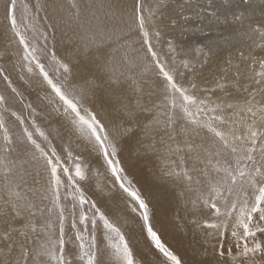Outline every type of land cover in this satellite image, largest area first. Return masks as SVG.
<instances>
[{
	"label": "snow or ice",
	"instance_id": "snow-or-ice-1",
	"mask_svg": "<svg viewBox=\"0 0 264 264\" xmlns=\"http://www.w3.org/2000/svg\"><path fill=\"white\" fill-rule=\"evenodd\" d=\"M243 3L249 4L250 0H243ZM24 7L27 11L28 6ZM71 7L76 9L79 18V7L75 0H71ZM16 10L17 0H10L6 4V19L22 48L23 67L28 73H38L43 78L54 97L62 102L65 114L81 136L92 142L102 155L113 177V186H118L130 198L131 211L139 216L147 239L162 255L160 264H182L181 259L154 230L149 206L125 174L118 158L117 144L110 137L108 129L95 112L66 90L63 81L67 80L70 72L68 64L59 59L54 49L49 48L46 33L39 32L35 27L21 32ZM243 18V12L233 16L236 21ZM154 21L155 12L146 9L143 0H135L132 23L127 31L106 32L97 25L96 32L86 35L85 44H97L98 32L100 43L109 41L122 48L125 44L130 46L128 38L132 32L138 33L143 52L140 57L143 71H153L160 81L159 101L141 103L137 100V105L146 114L144 133L151 140L148 147L155 149L159 144L169 158H176L172 160L176 168L166 175L174 176L189 189L193 184L202 183L193 173L205 177L207 192H200L193 204L202 203L216 217V220H204L198 226L210 230L207 232L209 239L217 238L220 256L224 255L223 244L229 227L239 257L247 258L249 254L264 252V244L256 240L257 233H264V126H257V120L264 125V108L258 110V115L250 103L247 106L223 104L212 100L211 96L195 95V83L185 86L180 82L179 77L183 76V72L175 67V56L169 63L168 57L154 47L153 42L159 43L160 38ZM29 32L33 35L29 36ZM38 32L39 36L36 35ZM245 35L254 43L259 41L257 47H264V24L250 25ZM169 50L175 52L171 42ZM42 56L49 61L48 65L43 62ZM257 62L260 71H254V82L259 85L264 84V59L257 61L253 58V64ZM180 63L185 69L189 68L187 61ZM136 66L133 60L125 56L115 63L110 59L105 67L113 82L119 83L121 78L135 82L134 77L138 74L133 70ZM0 75L8 81L12 92L17 93L2 70ZM234 75L237 81L232 87L238 89L239 73ZM228 87L225 77H220L211 93L214 95L217 89L226 92ZM4 103L5 97L0 95V105ZM248 114L252 117L251 123L248 122ZM11 115L23 132L17 140L28 145L29 150L25 153L28 159L14 155L17 140L13 139L4 118L0 116V171L3 173L0 177V246L6 249V256L18 250L16 259H5L4 264H29L30 259L37 264L38 258H43L38 264H103L100 258L102 250L97 243V232L101 226L115 264H136L121 228L81 188L79 182L86 179V173L80 158L74 157L68 149H65L66 156H61L35 121H32L34 135L20 115L16 112ZM201 131L214 138L215 150L193 142ZM35 136L41 137L46 146H42ZM189 160L193 162L191 168L187 166ZM33 162L39 164L46 175V184L42 189L28 183L29 173L25 165ZM69 212L75 245L78 247L75 261L66 255V245L70 240L65 238V224ZM228 254H232L231 247ZM232 262L237 264L236 256H232ZM239 264H244V261L240 260Z\"/></svg>",
	"mask_w": 264,
	"mask_h": 264
},
{
	"label": "rangeland",
	"instance_id": "rangeland-1",
	"mask_svg": "<svg viewBox=\"0 0 264 264\" xmlns=\"http://www.w3.org/2000/svg\"><path fill=\"white\" fill-rule=\"evenodd\" d=\"M63 1H64V3L62 2V4H60V5L64 6V10H63V6H62V9H61L62 11L56 12V15L60 16V18L59 17L57 18V16L53 14V15H50V18L52 20L47 16L49 21H45V19H43L44 20V23H43V22L39 21L40 19H39V16L37 14L38 8L35 5V2L31 3V6H32L31 7L30 4H28V2H29L28 0L27 1L26 0H17L16 16H17V23H18V25L20 27L21 32L26 31V29H28V28L35 27V28L39 29V32L46 33L48 35V46H49V48L54 49V51H55L56 55L59 57V59H61L62 61L64 60L63 62L64 63L66 62V64H68L70 66L69 67L70 72L67 74V80L63 81L65 83L66 90L69 93H72L73 95H75L78 99H80L81 103H83V105L85 107L91 109L93 112L96 113L98 119H100L104 123V125L108 129L110 137L114 140V142H116V144H117V142L119 144V142L121 141V139L123 137H125V141L124 142H126L127 139L128 140L131 139L132 141H130L127 144L128 148H129V149H127V151H129V150L132 151L133 149H135L136 151L134 150L133 154L134 153H135V155L144 154L145 159L146 160H150L149 163L151 165L152 171H151V178L149 177L148 180L145 179L146 183L149 181V183H147V185H149V188H147V189H149L148 190V194L145 195L141 191L140 186L135 183V181L133 180L132 177H130L131 173H129V171H127L126 167L123 165L124 164L123 154L120 151V149H121L120 145L117 144V147H118V158H119V160L121 162V166L124 168L125 174L131 180L132 184L135 186V188L141 194L142 198L145 199L146 203L148 204L149 210H150L151 223L153 225L154 230L158 231V229H160L159 227L163 226V227H165V230L167 232H170V233L172 232V235L176 234V237H178L180 234H178V236H177V232L179 231L181 233L182 231H180V229L182 230V228H184L185 225H187L185 228H187L186 230L189 229L188 232H191V231L193 232V230L194 231H198L199 230V232H206L207 233L210 230L209 229H205V228H203L201 226H198V224H202L204 220L214 221V220H216V217H214L212 215V212L208 208L204 207V205L202 203L198 202L195 205L193 204V201L197 200L200 192H204V193L207 192V188H206L207 187V182H203L206 179L204 180V178H202L203 176L201 177L198 173H193L194 177L198 176L202 183L200 185L193 184L191 189H189L186 186V184L181 183L174 176L166 175V173L171 172V171H173V169L176 168V165L172 163V160L176 159V158L175 157L169 158L167 153L163 152V150H162L163 148L159 144H157V147L155 149H152V148L148 147V145L151 143V140L148 139L145 136V133H144V124L146 123V114L144 112H142L140 107L137 105V100L139 99L141 101V103L159 101L160 96L155 94L154 87L152 86V84L154 82H159L160 83L159 79L156 77L155 74H153L154 73L153 71L144 72L143 71V64L140 65V64H137V63H136V65H137L136 68L133 70L135 73L138 74V75H136L134 77L135 82H133L132 79L121 78L119 83H115V82H113V80L110 77L109 73L106 71L105 63H108L110 59H113V61H114V58H115L114 56L122 55L124 57V55H125L130 60V58H133L135 56V54H137L136 50L137 51L140 50V52H138L140 54L139 55L140 57L143 55L142 54L143 52L141 51V42H140V37H139L138 33L137 32H132L134 34L131 33V36L128 38V39H132L134 43L138 44V42H140V44H139L140 48L138 47L137 49L133 48L132 42H130L132 45L130 44V46H128V44H125L122 48L118 47V45L116 43L109 42V41H105L103 43H100L99 39H98L99 38V33L98 32H97V44L94 45L92 43H89L86 46V44H85L86 35L90 34L91 32H96V30H97L96 25H97V23H98V21L100 20L101 17H102V19L104 21H107V23L114 22L113 25L117 22L116 29H115V31H117V32L120 30V27H118L119 26L118 20L123 22L124 18L121 20V18H117V17L113 16L112 14H110V12L109 13L108 12H106V13L103 12L104 13L103 16L99 17V14H98V12H97V10L95 8L86 7V5L83 6V4L79 3L82 0H75V3L79 7V18H77L76 9H73L71 7V2H70L71 0H69V1L68 0H63ZM130 1H132L134 3V4L132 3V5L134 7L135 6V0H130ZM155 1H157V0H155ZM155 1L152 2L151 3L152 5H151L150 2L147 3L146 0H143L145 8L146 9H150V10L153 11L154 9H153L152 6H153V3H155ZM169 1H170V3L173 2V0H169ZM183 1L184 0H182V2ZM193 1H194V4L196 3L195 5L197 6L196 9H197V13L198 14L193 12L194 9L191 10L189 7L186 8L185 10L182 9V10H179L177 12H173L174 16L172 14H170V15L173 16L174 18L176 17L175 21H174L173 17L169 18L168 19L169 21L167 20L168 22L167 21H166L167 23L165 22V25H164L165 28L163 26L162 30L160 31V38L163 41H165V40L170 41V35L171 34H172L171 39L172 38H176V36L173 35L174 34L173 32H175V33L179 32V33L185 35L183 37H180L181 39H183L185 41V43L179 45V43L174 42V45H173V43L171 42L172 48H174L175 51L179 50V52H181V49H182L183 45H187L188 44V47H191V52H194L195 53V57H197V61L196 62H194L195 59L193 60L192 58L188 60V57H186L185 54H179L180 56L178 58L175 57V59H178L179 61H187L188 64H189V68L185 69L181 65V63L179 62L181 67H182L181 70L183 72L182 78H184V79H181L179 77V79H180V82L183 83L185 86H189L192 83L196 84L199 81H201V77L207 71L209 73H212L211 71L217 70L215 65L218 64V63L213 62V65L207 64V62L210 60L209 59V54H210L209 50H212V49L216 50V48H218V47L220 49H222L223 46L226 43V38L224 39V37L222 38L221 35L213 34L214 32L211 33L212 29H208L207 31L203 32V30L201 31V28H199V29L197 28L198 29L197 30L195 28V26H193V29L190 28L193 24L194 25L195 24H200V25L203 26L204 23H206L207 19L203 18L205 16H208L207 12L205 13V11H207L206 10L207 9L206 8L207 5H206L205 2H209L210 0H207V1L206 0H201V1L200 0H198V1L197 0H193ZM2 2L3 1L1 0L0 1V8H1L0 9V17H1L0 18V25H1V30L5 31L3 36H4V38L7 37L6 42L9 45V47H7L5 45L2 46L0 44V62L4 65L5 69L8 72H9V70L13 71V72L10 73V77H12L13 79H9V80L10 81H12V80L14 81V83H11L12 87H15V89L17 90V93H19V95H17V93H14V92L12 93L11 92L12 90L8 86V81H6L3 78V75H0V78H1L0 79V83H2V84H0V95H2L4 97H7V94H3L2 93V87L6 84L5 88L9 87L7 89V91L10 90L8 92L11 93V94L8 93L9 96L11 97V95L13 94V96L11 98L16 101V105L18 103V107L17 108L9 106L6 103L0 105V116H2L4 118L5 125L9 128V131L12 134L13 139L17 140L18 137H21L23 135L22 129L20 128L18 121H16L15 117H13L11 115L12 112H16L18 115H20L25 120L26 126L29 128L30 131H33L34 135H35V129L32 128V121H35V124L38 125L41 130L43 129V132L48 137V141H50L52 143L51 145L56 149V151L61 156H66L65 149H68L69 151H71L74 157L78 156L80 158V163L82 164V166L84 168V171L86 173V179L79 182L81 188L84 190L85 194L89 197V199L96 203V205L101 209V211H103L105 214L108 211H110L109 216H107V217L112 222H114L115 224H117L121 228L122 224L119 223L118 221H116V218H113L112 214H111V208H115V207H113L115 204L112 207L110 206L111 207L110 208L109 205H108L109 204L108 203L109 199H107L109 197L112 198L113 195H114L113 197H117L116 194H117V192H119V189H117L118 186H116V187L112 186L113 188L117 189V192L114 191L116 189H112L111 191L109 190L111 188V185H113L112 184L113 183V177L111 176V174H110V172H109V170H108V168H107V166H106V164L104 162V159H103L102 155L99 154V152L94 148L93 144H91L92 142H90L85 137L81 136L79 131L72 124L71 120L69 118H67L68 116L65 114V112H63V110H64L63 109L64 108L63 105H62V108H61L63 110H61L59 112V108H57V111H55V112H58L59 114L58 113L57 114L59 116L61 115V117L65 118V119L67 118L71 128H73L70 133L67 131L69 134H65L64 135V138H66V139H64V140L62 139L61 140L62 143L58 142L59 139H58V141L57 140L55 141V139L52 137V134H54L52 132H53V130L55 131L57 129H51L50 130V129H47V127H45V128L42 127L43 119L45 120L48 117L47 115H49L51 113V110H49V108H48L49 112H47V109H46L45 110L46 113H44L43 112L44 111L43 110V106H45V105L49 106L50 102L46 103L48 101H46L43 98H41V100L42 101L45 100V101L44 102L40 101L39 100L40 96H38V98L35 97L34 100H33L35 102H33L31 98L29 99L30 96H27V93L29 94L30 91L32 93H35V92H33L32 90H29L28 86H30L31 84H34V80H35V81L40 83V85H38V88H37V86H35L36 89H44V91H42L40 94H45L47 91L49 93H52V91H51L50 87L43 81V78L38 75V73L30 74V73L27 72V69L25 67H23V64L25 62L22 61V54H23L22 53V48L20 47L17 38L14 36L13 32L11 31L9 22L6 19V7L2 8V6L4 7L6 5V3L10 2V0H4V2L3 3ZM21 2H22V4H24L25 2H27V3L22 5ZM175 2H181V0H179V1L176 0ZM214 2H215L214 7H216L215 10H217V11L223 10L222 7H224V5H223L221 0H214ZM231 2H232V6L233 7L234 6H240V5L243 6L244 5L243 0H232ZM235 2H236V4H235ZM250 2H251V0H250ZM85 3H87V2H85ZM202 3H204L205 5L202 4ZM26 4L28 6L27 11L25 10V7H24ZM258 4H264V0H258ZM183 6L186 7L185 5H183ZM183 6H180V7H183ZM198 7H200V8H198ZM30 8L31 9L33 8L32 10L35 11L36 13L33 12ZM69 8H71V9H69ZM86 8H87V10H86ZM208 8H211V7H208ZM2 9H4V10H2ZM80 9H82V10H80ZM200 9H202V10H200ZM93 12H95V13H93ZM192 12L194 13L193 15H198V19H200L202 17L201 21L200 20L197 21V20L194 19V18H197V17H193L194 20L191 19L190 15H192ZM37 16H38V18H37ZM63 16H64V18H63ZM111 16L113 18H111ZM145 16H147L146 12H145ZM157 16L160 17V15H158V14H157ZM165 16L167 18L168 12H165ZM217 16L222 17V15H217ZM35 17H36V19H34ZM223 17L227 18V12H226V14L223 15ZM129 19H130L129 20L130 23L128 22V27H129V24L131 25V23H132V12H131V16H130ZM173 21H174V23H173ZM55 22H57V23L58 22L59 23H64L65 22L66 23L63 26L64 27V30H63L64 32L63 33H66L65 29H68V27L73 28V30L80 31L81 35L78 33L80 35V37L78 38L79 43L82 44V46H83L82 48H84L87 51V53L89 54V57H90L89 59H90L91 66L93 64L95 66V68H94V71H95V74H96L95 78H98V80H96V81H100V82L102 81L101 83L103 85V91H101L98 96H94L93 94H90V99H89L88 90L83 91L80 88L81 85H79L77 83H74L72 81V79H71L72 76L71 75L73 73H78V75H80L79 73H81V76H79V77L82 78V75H84L85 72H81V70L76 69L75 65H70L68 60H66L61 54H60V56H61L60 57L59 53H57L56 49L53 48V47H55V41H54V36L55 35H52V33H53L52 29L54 28V29L57 30L56 34H61L58 31V29L55 27V25H54ZM176 23L180 24L179 27H177V30L173 27L174 24H176ZM49 25H51L53 28L51 27L52 28L51 29L49 27ZM112 28L106 30V32H112ZM172 28H174V30H172ZM169 31L170 32L172 31L171 34H168ZM190 31H192L193 33L190 32ZM229 31L230 32H234L235 30L230 29ZM39 32L36 34L37 36H39ZM165 34H167V37H169V38H166ZM28 35L32 36L33 33L29 32ZM52 38H53V40H52ZM10 43L12 44V46L10 45ZM153 43L157 44V45H154V47L157 49L158 52H160L162 54V50L161 49L158 50L159 49V47H157L158 43H156L155 41ZM53 44H54V46H53ZM105 44H107V46H105ZM217 45H219V46H217ZM64 46L68 47L69 44L68 43H64ZM112 47H114V48H112ZM128 47H129L130 51L128 50ZM168 47H169V43H168ZM99 48H100L101 51L103 49L102 52L104 54H102L100 52V50H98ZM11 49L15 53V56L17 58L16 64L15 63H11L10 64V63L6 62L7 59L5 57V53L9 52ZM132 51H134V52H132ZM175 54H176V52L173 53V55H175ZM129 56H130V58H129ZM102 58H105L104 59L105 62H102ZM42 60H43V62L46 65L49 64V61L46 58H44L43 56H42ZM220 62L221 61H219V63ZM97 63H99L98 65H104V67L103 68L102 67H96ZM140 63H142V62H140ZM223 65H229V64H223ZM245 66H248V64H246ZM73 69H75L74 70L75 72H73ZM0 70H2L1 66H0ZM71 70H72V73H71ZM257 70L260 71L259 63H258V67L257 68H253V70L250 69L249 74H252V73H254V71H257ZM97 71H98V73H96ZM201 71L203 72L202 75L200 74ZM192 78H193L194 82H193ZM61 79L63 80V75L61 76ZM3 80L6 81V82H3ZM96 81L95 82L92 81V82L96 83ZM76 85H78V86H76ZM243 85L244 86H251V85H249V83L247 81H246V83L244 82ZM31 86H33V85H31ZM200 86H202V85H200ZM260 86L263 87V88H261ZM41 87H43V88H41ZM45 88L47 89V91H46ZM90 88L93 90V86H90ZM26 89H28V91ZM206 89H207L206 87H203L200 90L202 92H200L199 91V87L197 86L196 89L193 90V92H194L195 95L201 96V97L211 96L212 100H214L216 102H219V103H223V104H229V103L233 104L234 103V105H238V106L242 105L243 106V105H245L247 103L251 104V102H252L251 106L254 107L253 111H258L259 109L264 108V93H263L264 92V84H259L258 85V95H257V93H255V91L252 92L250 90L242 89L241 90V94L243 95V99L241 100L242 102L241 101H235L234 102L235 99H233V98H235V97H229V95L224 94L222 97L220 96L221 99L224 102H226V103H224L219 97L215 98L211 94H207L208 95L207 96L204 93V91H206ZM260 90H262V92ZM43 92H45V93H43ZM260 93H262V94H260ZM52 94H54V93H52ZM109 94H111V95H109ZM253 94H254V96H253ZM23 95L25 96L26 100L29 103L30 102L33 103V104L30 103V107H26V106H29V104L21 99ZM107 96H109V97H107ZM255 96H258V98L255 97ZM259 96H261L260 100H259ZM7 98H9V97H7ZM223 98H225V99H223ZM252 98H253V100H252ZM56 99H58V98H56ZM218 99L221 100V101H219ZM36 104H38V105H36ZM51 104H53V103H51ZM109 104H111V109H110L111 110V113H110L111 117L110 116H106L107 114L105 115L104 113H102V115H105V116L99 117L95 108H97L99 110V112H103V107L102 106L107 107V105H109ZM259 104H261V105H259ZM122 105L123 106H125V105L131 106L130 109H129L130 112L128 110L127 111L124 110L125 113H123L124 111L122 110V108H123ZM56 106H57V104H56ZM38 107L40 109L42 108L41 109L42 112H41V110ZM229 112H231V110H229ZM113 113L114 114L116 113L117 121L114 120V114ZM125 115H128V116L125 117ZM258 115H259V111H258ZM40 117H42V118L40 119ZM126 118H129V119L127 120V123L123 127V125L120 124V122L123 121V119L125 120ZM133 118H135V120H133ZM248 122L249 123L252 122V117H251L250 114H248ZM257 126L258 127H262L264 125H261L259 120H257ZM112 128L118 129V132L116 133ZM48 130H50V131H48ZM124 131L126 133L130 131V133H128L129 135L123 136ZM241 131H243V129H241ZM55 132H57V131H55ZM131 132H132V136H130ZM200 133H202V134L204 133V135L207 136L208 140L206 139V142L204 143V145L205 146L207 145V147L210 146V148L215 150V148L213 147L216 144L214 138L211 137V135L208 134L206 131H201ZM75 134L79 135L78 136L79 138L73 137ZM54 135L56 137L57 133H55ZM68 135H70V136H68ZM35 138L38 140V142H40L42 144V146H46L45 142L43 141V139L41 137L35 136ZM157 140H159V137H157ZM194 141L193 142L195 144H197L196 137H195ZM18 142L19 141L17 140L16 153L14 155H18L20 157V159H27V156H25V153H26V151L29 150V146L26 145L25 143H20V142L18 143ZM0 143H2V133H0ZM121 145H123V144H121ZM136 145L137 146L139 145V146L137 147ZM140 145H141L142 148H140ZM90 151H92V152H90ZM150 151H151V153H149ZM119 155H122V156H119ZM187 166L189 168H191L193 166V162L191 160H189L187 162ZM196 166L197 167H201V165L200 166L196 165ZM25 167L27 168L28 173H29V176H28L29 185L34 187V188H36V189H42L45 186V184H46V179H45L46 175L43 172L42 167L39 164H36L35 162H33L31 165H25ZM104 167H105V170H104ZM37 171L39 172V174H41V171H42V174L39 176ZM2 175H3V173H2V171H0V177H2ZM110 181H112V182H110ZM34 182H38V183H34ZM98 182L99 183L101 182V186L103 185L102 189L106 193L107 197H106L105 194H102V195L100 194V196H97V199H95L96 195L94 197V195L92 196L91 192L88 191V190L92 191V189L95 190L94 187H96L95 185L98 186V184H99ZM102 182H105V183H102ZM106 182L108 184L109 183H111V184L105 186V184H107ZM145 182H144V186H147ZM92 186H93V188H92ZM152 186L154 187V189H153ZM108 187H109V189H108ZM112 191H114V192H112ZM108 192L110 194L112 193L113 195L110 196V194ZM124 194L125 193H123V195ZM104 195H105L107 200L105 199ZM125 195L123 196V198L126 197V199H124V201H122V202L119 201L120 198L118 196V198L114 199V203H118V201H119L118 204L120 206H119V208H117V209H119V212H124V210H125L128 213V215L130 216V219L136 218V220L139 223V225L136 223L135 227L138 230H140V233L136 234V232H135V237L132 234V232L130 231V228L126 227L127 229L125 228L124 230H122V228H121L122 232L123 233L125 232L124 233L125 237L127 236L126 239H127L128 243H129V247L131 248V250L133 252V256H134V260H135L136 264H145V263L146 264H160V261H161L160 259L158 260V258H156L157 260L155 259L154 262H153L150 259H148L147 256L144 255L143 252L138 251L139 249H143V247L150 246V249H151L153 254H155L157 252V250L151 245V243H149L150 241L146 237V233L143 230L142 221L140 220L139 216L136 213L130 211L131 210L130 202H129L130 198L127 199L128 196L127 195L125 196ZM148 195H149V198H148ZM101 196H103L104 198H100ZM152 196H153V198H152ZM157 196H158V198H156ZM98 197H99V199H98ZM102 199H105V200H102ZM99 203H101V204H99ZM102 203H105V204H102ZM183 203L187 204L188 205L187 207L191 206V208H192L191 211H189L190 213L182 214V216L185 215L184 216L185 219H183L184 217L181 216V213H179L180 217L177 216V213L179 212V207L184 206ZM112 204L113 203H111V205ZM106 205L108 206V208H106L107 207ZM103 206H106V207H103ZM120 207L123 208L124 210H121ZM155 208H157V209H155ZM78 211L79 210H77V216H78ZM153 212H154V214H153ZM188 214H190L191 216L188 215ZM194 214H195V217H194ZM159 218H165L164 219L165 225L160 223V221L158 220ZM186 220H188V221L190 220V223L188 221H186ZM191 220L192 221H197L198 223H193V222H191ZM134 223H135V220H134ZM168 223H171V224H168ZM184 223H185V225H184ZM191 224H193V227H192ZM176 225H177V227H176ZM166 226H167V228H166ZM163 227H161V228H163ZM177 228H179V230ZM171 229H172V231H171ZM173 229H175V230H173ZM176 229L178 231H176ZM65 232H66V237H65L66 240H70V242L66 245V255H68L69 257H71L75 261V256L78 253V247L75 245L74 230L72 229V217H71L70 212L68 214V219H67V222L65 224ZM158 235L161 237L159 231H158ZM130 237H132V238H130ZM216 239L217 238L213 237L212 240H211V244L209 245L210 250H211V254L209 255V259L208 260L202 259V258H200V256H196L195 259H193V258L187 256L186 252H183V253H181L179 255L176 254V255L178 256L179 259H181V261L183 260L182 264H209V262L211 264H216V263L217 264H233L232 256H236L237 257V264L239 263L240 260H243L244 264H264V252H258L256 254H249V256L247 258H243V257H239L238 256L237 249H236L235 245H233L231 247V253H232L231 256L228 254L229 249L227 250V249H224V248H223L224 255L220 256L219 255V247L220 246L216 243ZM137 240H139V241H137ZM142 240H143V244H142ZM161 240H162L163 243H165L163 241L162 237H161ZM256 240L258 242H261L262 244H264V233H257ZM97 243H98L99 248L102 250V256L100 258L103 261V264H115V261H114L113 257L111 256V250L108 249L107 241L104 239V232H103L102 226L100 227L99 231L97 232ZM165 245L167 247H169L166 243H165ZM197 246H200V245H197ZM250 246H251V244H250ZM214 247H215L216 251H214ZM169 249H170V247H169ZM5 253H6V249H4L3 246H0V264H4L5 259L15 260L16 257L18 256V250H14L11 253V255H9V256H6ZM143 257H144V261H143ZM40 259H43V258H38V261ZM38 261H37V264H38ZM29 264H33V261L31 259L29 260ZM76 264H78V262H76Z\"/></svg>",
	"mask_w": 264,
	"mask_h": 264
},
{
	"label": "bare ground",
	"instance_id": "bare-ground-1",
	"mask_svg": "<svg viewBox=\"0 0 264 264\" xmlns=\"http://www.w3.org/2000/svg\"><path fill=\"white\" fill-rule=\"evenodd\" d=\"M1 1V0H0ZM3 2H4V0H2ZM27 1V0H26ZM29 2H28V4H30V6H31V3H33V2H35V5L37 6V8H38V12H37V14H38V16H39V21L40 22H43L44 23V20L43 19H45V21H49V19H48V17L50 18V15H56V12H58V11H62L61 9H62V6L63 5H60V4H62V2L64 3V1L63 0H28ZM69 1V0H68ZM147 1V3H149L150 2V4L152 3V2H154L155 0H146ZM176 0H173V2H171L170 3V1L169 0H157V1H155V3H153V12H155V21H154V26H155V28L160 32L161 30H162V28H163V26L165 25V22L169 19V18H172L174 15H173V12H177V11H179V10H185L186 8H190L191 10L192 9H194V11L193 12H195L196 14H198L197 13V6L194 4V1L193 0H184L183 2H182V0H181V2H175ZM177 1H179V0H177ZM198 1V0H197ZM201 1V0H200ZM207 1V0H206ZM222 1V3H223V5H224V7H222L223 8V10H219V11H217V10H215L216 9V7H214V4H215V2H214V0H210L209 2H205L206 3V5H207V11H205V13L207 12V15L208 16H205V17H203V18H206L207 19V21H206V23H204V25L202 26V25H200V24H193L190 28L191 29H193V26H195V28L197 29H199V28H201V31L203 30V32H205V31H207L208 29H212V32L211 33H213V34H218V35H221L222 36V38L224 37V39L226 38V43H225V45L223 46V48L222 49H220L219 47L218 48H216V50H214V49H212V50H209L210 51V54H209V61L207 62V64H209V65H213V62H216V63H218V64H216L215 65V67H216V69L217 70H214V71H211L212 73H209L208 71L201 77V81H199L198 83H196V85L199 87V91L201 90V88H203V87H206L207 89H206V91H204V93L207 95V94H211L212 95V93H211V90L213 89V88H215V82H216V80L217 79H219L220 77H225V80L227 81V83H228V85H229V87H228V89L226 90V92H224V91H220L219 89H217L216 90V92H215V94L214 95H212L213 97H215V98H217V97H219L220 99H221V97L224 95V94H226L227 93V95H229V97H235V98H233V99H235L234 100V102L235 101H241L242 99H243V95L241 94V90L242 89H247V90H250V91H255V93H257V95H258V84H256L255 82H254V80H255V76H254V73H252V74H249V71H250V69L251 70H253V68H257L258 67V62L257 63H255V64H253V58H255L257 61H259L260 59H264V47H257V43L259 42V41H257L256 43H254L253 42V40H250V39H248L247 38V36L245 35V33L248 31V29H249V26L251 25L252 27H255L257 24H264V14H262V13H264V4H258V0H251V2L249 3V4H244L243 6H232V0H221ZM2 2V3H3ZM71 2V1H70ZM85 2H87V3H85ZM203 2V1H202ZM234 2V1H233ZM24 3V2H23ZM25 3H27V2H25ZM24 3V4H25ZM79 3H81V4H83V6H85L86 5V7H92V8H95L96 10H97V12H98V14H99V17L100 16H103V14L104 13H106V12H110V14H112L113 16H115V17H117V18H121V20L124 18V20H123V22L122 21H120V20H118V24H119V26L118 27H120V30L121 29H123V30H125V31H127L128 30V22H129V18H130V16H131V12H133V5H132V1H130V0H82V1H80ZM7 4V3H6ZM21 4H22V2H21ZM24 4H22V5H24ZM134 4V3H133ZM199 4V3H198ZM202 4H204V3H202ZM235 4H236V2H235ZM5 5V4H4ZM27 5V4H26ZM152 5V4H151ZM183 5H185L186 7H184ZM205 5V4H204ZM148 6V5H147ZM180 6H183V7H180ZM6 7V5L3 7L2 6V8H5ZM32 7V6H31ZM208 7H211V8H208ZM67 8V7H66ZM148 8V7H147ZM198 8H200V7H198ZM202 8V7H201ZM205 8V7H204ZM1 9V8H0ZM31 9V8H30ZM33 9V8H32ZM31 9V10H32ZM69 9H71V8H69ZM2 10H4V9H2ZM36 10V9H35ZM63 10H64V6H63ZM80 10H82V9H80ZM86 10H87V8H86ZM150 10V9H149ZM188 10V9H187ZM200 10H202V9H200ZM30 11V10H29ZM33 11V10H32ZM152 11V10H151ZM204 11V10H203ZM2 12V11H1ZM33 12H35V11H33ZM74 12V11H73ZM104 12V13H103ZM165 12H168V16H167V18H166V16H165ZM189 12V11H188ZM192 12V15H190V18L191 19H193V17H197V18H194L195 20H197V21H201V18L200 19H198V15H193L194 13ZM226 12H227V18H224L223 17V15L224 14H226ZM240 12H243L244 13V18L242 19V20H240V21H236V20H234L233 19V16L234 15H237V14H239ZM3 13V12H2ZM36 13V12H35ZM34 13V14H35ZM61 13V12H60ZM93 13H95V12H93ZM102 13V14H101ZM147 13V12H146ZM191 13V12H190ZM157 14L158 15H160V17H158L157 16ZM170 14H172L173 16H171ZM26 15V14H25ZM96 15V14H95ZM106 15V14H105ZM104 15V16H105ZM162 15V16H161ZM217 15H222V17H220V16H217ZM38 16H37V18H38ZM48 16V17H47ZM57 16V15H56ZM32 17V16H31ZM60 18V16H57V18ZM1 18V17H0ZM33 18V17H32ZM63 18H64V16H63ZM111 18H113L112 16H111ZM176 18V17H175ZM175 18L173 17V19H174V21H175ZM30 19V18H29ZM34 19H36V17L34 18ZM51 19V18H50ZM126 19V20H125ZM172 19V20H173ZM193 19V20H194ZM52 20V19H51ZM56 20V19H55ZM32 21V20H31ZM169 21V20H168ZM167 21V22H168ZM174 21H173V23H174ZM204 21V20H203ZM39 22V23H40ZM166 22V23H167ZM49 23V22H48ZM53 23V22H52ZM113 23L114 22H109V23H107V21H104L103 19H102V17L100 18V20L98 21V23H97V25H100L105 31L106 30H108V29H111L112 27V31H114L115 29H116V24H117V22L113 25ZM130 23V22H129ZM50 24V23H49ZM64 24H66L65 22L64 23H57V22H55L54 23V25H55V27L58 29V31L61 33V34H56L57 33V30L56 29H54V31L52 30V35H55L54 36V41H55V47H53V48H55L56 49V51H57V53H59V56H60V54L66 59V60H68V62L70 63V65H75L76 67V69H78V70H81V72H85V76L84 75H82V78H80L79 76H81V73H79L80 75H78V73H73L71 76H72V81L74 82V83H77V84H79V85H81V89L83 90V91H86V90H88V92H89V99H90V94H93L94 96H98L99 95V93L101 92V91H103V85H102V81L100 82V81H96V80H98V78H95V76H96V74H95V71H94V68H95V66H94V64L91 66V64H90V57H89V54L87 53V51L84 49V48H82L83 46H82V44L81 43H79V40H78V38L80 37V35H81V33H80V31H76V30H73V28H70V27H68V29H65L66 31V33H63L64 31ZM170 24V23H169ZM42 25V24H41ZM52 25V24H51ZM53 25V26H54ZM96 25V26H97ZM167 25V24H166ZM173 25V24H172ZM179 25L180 24H174V28L177 30V27H179ZM129 26H130V24H129ZM215 28H214V27ZM167 27V26H166ZM171 27V26H170ZM53 28V27H52ZM51 28V29H52ZM164 28H165V26H164ZM174 28H172V30H174ZM3 29V28H2ZM169 29V28H168ZM197 29V30H198ZM230 29H233V30H235L234 32H230L229 30ZM244 29V30H243ZM196 30V31H197ZM3 30H1V25H0V44L2 45V46H7V47H9V45L7 44V42H6V39H7V37H5L4 38V36H3V34L5 33V31H3ZM97 31V30H96ZM195 31V32H196ZM200 31V30H199ZM167 32V31H166ZM165 32V33H166ZM172 32V31H171ZM171 32L169 31L168 32V34H171ZM190 32H192V31H190ZM194 32V33H195ZM209 32V31H208ZM80 35H79V34ZM174 34V36H176V38H172L171 39V36H172V34L170 35V41H167V40H165V41H163V40H161V38H159V43H158V46L157 47H159V49L158 50H162V55H165V56H167L168 57V61H169V63H171V60H172V57H173V52H170V50H169V47H168V43L169 42H172L173 43V45H174V42H176V43H179V45H181V44H183V43H185V41L183 40V39H181L180 37H183V36H185V35H183V34H181V33H179V32H177V33H175V32H173ZM193 33V32H192ZM202 33V32H201ZM132 34H134V33H132ZM166 35V38H169V37H167V34H165ZM164 35V36H165ZM192 35V34H191ZM192 37V36H191ZM190 37V38H191ZM11 38V37H10ZM180 38V39H179ZM215 38V37H214ZM213 38V39H214ZM67 41H66V40ZM99 39V38H98ZM138 39V38H137ZM52 40H53V38H52ZM130 40V42H132V44H133V48H138L140 45V42H138V44L137 43H134L133 42V40L132 39H129ZM220 40V39H219ZM65 41V42H64ZM217 41V40H216ZM224 41V40H223ZM12 42V41H11ZM136 42V41H135ZM208 42V41H207ZM64 43H68L69 44V46L67 47V46H64ZM123 43V42H122ZM175 43V44H176ZM188 43V42H187ZM218 43V42H217ZM89 44V43H88ZM131 44V43H130ZM131 44V45H132ZM219 44V43H218ZM10 45L12 46V44L10 43ZM67 45V44H66ZM110 45V44H109ZM108 45V46H109ZM154 45H157V44H154ZM172 45V44H171ZM53 46H54V44H53ZM105 46H107V44H105ZM128 46H129V44H128ZM217 46H219V45H217ZM14 47V46H13ZM103 47V46H102ZM106 48V47H105ZM112 48H114V47H112ZM140 48V47H139ZM187 48V49H186ZM107 49V48H106ZM98 50H100V48L98 49ZM128 50H129V47H128ZM102 51H103V49H102ZM101 50H100V52L102 53V54H104L103 52H102ZM130 51V50H129ZM142 51V50H141ZM132 52H134V51H132ZM136 52H137V54H135V56L133 57V58H130V56H129V58H130V60H133L135 63H137V64H142V63H140L141 62V60H140V54L138 53V52H140V50L139 51H137L136 50ZM176 52V54L174 55L176 58H178L180 55L179 54H185L186 55V57H188V60L189 59H195V61L194 62H196L197 61V57H195V53L194 52H191V47H188V44L187 45H183V47H182V49H181V52H179V50H177V51H175ZM100 53V54H101ZM131 53V52H130ZM106 54V53H105ZM143 54V53H142ZM131 55V54H130ZM197 55V54H196ZM5 57H6V62H8V63H15L16 64V62H17V58H16V56H15V53L12 51V49L9 51V52H7V53H5ZM61 57V56H60ZM115 58H114V61H113V63H115V62H118V61H120L121 60V58L123 57L122 55H118V56H114ZM124 57H125V55H124ZM142 57V56H141ZM105 58H102V62H105V60H104ZM113 60V59H112ZM217 60V61H216ZM64 61V60H63ZM100 61V60H99ZM219 61H221L220 63H219ZM3 62V61H2ZM101 62V61H100ZM180 61L178 60V59H176V65H175V67L178 69V71L179 72H182V67H181V65H180V63H179ZM66 63V62H65ZM93 63V62H92ZM232 63V64H231ZM0 66L2 67V71H3V73H4V75H6L7 77H8V80L9 79H13L12 77H10V73L11 72H13V71H10L9 70V72L5 69V67H4V65L0 62ZM99 63H97V66L96 67H104V65H98ZM106 64L107 63H105V66H106ZM223 64H229V65H223ZM246 64H248V66H245ZM69 66V65H68ZM70 67V66H69ZM214 67V68H215ZM17 68V67H16ZM246 69V70H245ZM13 70V69H12ZM17 70V69H16ZM75 69H73V72H75L74 71ZM224 70H226V71H224ZM245 70V71H244ZM258 71V70H257ZM239 73V79H238V82H239V88L237 89V88H234V87H232V84L233 83H235L236 81H237V77L234 75L235 73ZM71 73H72V70H71ZM96 73H98V71L96 72ZM105 73V72H104ZM199 73V72H198ZM251 73V72H250ZM154 74V73H153ZM200 74L202 75L203 74V72L201 71L200 72ZM208 74V75H207ZM107 75V74H106ZM99 76V75H98ZM3 78H4V76H3ZM156 78V77H155ZM154 78V79H155ZM181 79H184V78H182V77H180ZM1 79V78H0ZM151 79V78H150ZM192 80H193V78H192ZM33 81V80H32ZM92 81H96V83H94V82H92ZM246 81L249 83V85H251V86H244L243 85V83L245 82L246 83ZM3 82H6V81H4L3 80ZM16 82V81H15ZM193 82H194V80H193ZM11 83H14V81L12 80L11 81ZM20 83V82H19ZM32 83V82H31ZM0 84H2V83H0ZM42 84V83H41ZM29 85V84H28ZM31 85H33V86H31ZM30 86H28V88H29V90H32L33 92H35V93H32L31 91H30V95L27 93V96H30L29 97V99L31 98L32 99V101L34 100V98L35 97H37L38 98V96H40V101H42L41 100V98H43V99H45L46 101H48V102H46V103H49L50 102V104H49V106H47V105H45V106H43V112L44 113H46V109H47V112H49L48 111V108H49V110H51V113L49 114V115H47L48 117L44 120L43 119V121H42V127H47V129H57V130H55V131H57V132H55L54 130H53V132L52 133H57V136L55 137V135L54 134H52V137L55 139V141L57 140L58 141V139H59V141L58 142H61V140L63 139H66V138H64V135L65 134H69L71 131H72V129L73 128H71V126H70V124H69V122H68V117L65 119V118H63V117H61V115L59 116L58 114V112H55V111H57V108H59V112L61 111V110H63V109H61L62 108V103L58 100V99H56L55 97H54V94H52V93H49L48 91H47V87L45 88L46 89V93L45 92H43V93H45V94H40L42 91H44V89H36V87L35 86H37V88H38V85H40V83L39 82H37V81H35L34 80V84H31ZM43 85V84H42ZM41 85V86H42ZM200 85H202V86H200ZM76 86H78V85H76ZM90 86H93V90L90 88ZM152 86L154 87V91H155V94L156 95H159V91H160V83L159 82H154L153 84H152ZM6 87V84L2 87V93L3 94H7V97H9V98H7V97H5V103L7 104V105H9V106H12V107H18V103H17V105H16V101L14 100V99H12L11 97L13 96V94L11 95V97L9 96V94H11V93H9L8 91H10V90H8L7 91V89L9 88H5ZM45 87V86H44ZM261 87V86H260ZM15 88V87H14ZM41 88H43V87H41ZM78 88V87H77ZM261 88H263V87H261ZM79 89V88H78ZM109 89V88H108ZM27 91H28V89H26ZM49 90V89H48ZM121 91V90H120ZM123 91V90H122ZM261 92H262V90H260ZM12 92V91H11ZM51 92V91H50ZM200 92H202V91H200ZM246 92V91H245ZM9 93V94H8ZM13 93V92H12ZM82 93V92H81ZM84 93V92H83ZM264 93V92H263ZM108 94V93H107ZM199 94V93H198ZM260 94H262V93H260ZM106 95V94H105ZM109 95H111V94H109ZM124 95V94H123ZM127 95V94H126ZM42 96V97H41ZM208 96V95H207ZM221 96V97H220ZM253 96H254V94H253ZM93 97V96H92ZM107 97H109V96H107ZM206 97V96H205ZM255 97H257L258 98V96H255ZM260 97L261 96H259V100H260ZM94 98V97H93ZM97 98V97H96ZM212 98V97H211ZM238 98V99H237ZM23 101H25V102H27L29 105H30V103L26 100V98H25V96L23 95L22 96V98H21ZM223 99H225V98H223ZM231 99V98H230ZM45 100H43L42 102H44ZM97 100V99H96ZM121 100V99H120ZM123 100V99H122ZM219 100V99H218ZM222 100V99H221ZM221 100H219V101H221ZM252 100H253V98H252ZM255 100V99H254ZM258 100V99H257ZM30 101V100H29ZM144 101V100H143ZM223 101V100H222ZM33 102H35V101H33ZM129 102V101H128ZM224 102V101H223ZM242 102V101H241ZM26 103V104H27ZM51 103H53V104H51ZM224 103H226V102H224ZM31 104H33V103H31ZM56 104H57V106H56ZM99 104V103H98ZM123 104V103H122ZM234 104V103H233ZM241 104V103H240ZM249 103H247V104H245V105H243V106H247ZM251 104H252V102H251ZM36 105H38V104H36ZM257 105V104H256ZM255 105V106H256ZM259 105H261V104H259ZM35 106V105H34ZM33 106V107H34ZM242 106V105H241ZM5 107V106H4ZM26 107H28V106H26ZM103 107V112H99V110L97 109V108H95L96 109V111H97V113H98V116L99 117H103V116H105L106 114V116H110L111 117V104H109V105H107V107H105V106H102ZM113 107V106H112ZM122 110L124 111V110H128L129 111V109H130V107L131 106H127V105H125V106H123L122 105ZM39 108V107H38ZM254 108V107H253ZM40 109V108H39ZM42 109V108H41ZM40 109V110H41ZM39 110V111H40ZM54 113H53V112ZM134 111V110H133ZM41 112H42V110H41ZM63 112H64V110H63ZM109 112V113H108ZM130 112V111H129ZM58 113V114H57ZM102 113H104L105 115H102ZM123 113H125V111L123 112ZM39 114V113H38ZM114 114V113H113ZM129 114V113H128ZM42 115V114H41ZM40 115V116H41ZM123 115V114H122ZM45 116V115H44ZM126 116H128V115H125V117ZM66 117V116H65ZM113 117V116H112ZM42 117H40V119H41ZM130 118V117H129ZM129 118H126L125 120L123 119V121H121L120 122V124H122L123 125V127L125 126V124L127 123V120L129 119ZM132 118V117H131ZM114 120L115 121H117V116H116V113L114 114ZM132 120V119H131ZM133 120H135V118H133ZM39 121V120H38ZM134 122V121H133ZM41 123V122H40ZM113 124V123H112ZM133 126V125H132ZM110 128V127H109ZM138 128V127H137ZM116 133L118 132V129H116V128H112ZM43 130V129H42ZM45 130V129H44ZM50 130H48V131H50ZM120 130V129H119ZM69 133H68V132ZM76 131V130H75ZM47 132V131H46ZM74 132V131H73ZM77 132V131H76ZM111 133V132H110ZM128 133H130V131L129 132H125L124 131V133H123V136H126V135H129ZM138 133V132H137ZM112 134V133H111ZM134 134V133H133ZM68 136H70V135H68ZM79 135H74L73 137H77V138H79L78 137ZM130 136H132V132H131V135ZM209 137V136H208ZM211 138V137H210ZM71 139V138H70ZM130 139V138H129ZM206 139H207V136H205L204 135V133L202 134V133H200L198 136H196V140H197V144H203L204 145V143L206 142ZM15 140V139H14ZM208 140V139H207ZM72 141V140H71ZM125 141V137H123L122 139H121V141L119 142V144H118V142H117V144L118 145H120V147H121V149H120V151L122 152V154H123V161H124V166L126 167V169H127V171H129V173H131V176L130 177H132L133 178V180L135 181V183L136 184H138L139 186H140V189H141V191L143 192V194H148V190L149 189H147V188H149V185H147V183H149V181L146 183L145 182V179H147L148 180V178L150 177L151 178V171H152V168H151V165H150V163H149V161L150 160H146L145 159V157H144V154H141V155H135V153L133 154V152H134V150L135 149H133L132 151H127V149H129L128 148V143L130 142V141H132L131 139L130 140H128L127 139V141L126 142H124ZM143 141V140H142ZM64 142V141H63ZM195 142V141H194ZM19 143V142H18ZM62 143V142H61ZM70 143V142H69ZM116 143V142H115ZM123 144V145H121V144ZM211 143V142H210ZM52 144V143H51ZM91 144H93V143H91ZM89 145V144H88ZM130 145V144H129ZM78 146V145H77ZM76 146V147H77ZM137 146V145H136ZM135 146V147H136ZM139 146V145H138ZM137 146V147H138ZM207 146V145H206ZM131 147V146H130ZM210 147V146H209ZM20 148V147H19ZM63 148V147H62ZM80 148V147H79ZM140 148H142L141 147V145H140ZM139 149V148H138ZM19 150V149H18ZM163 150V149H162ZM21 151V150H20ZM59 151V150H58ZM83 151V150H82ZM88 151V150H87ZM136 151V150H135ZM148 151V150H147ZM27 152V151H26ZM90 152H92V151H90ZM164 152V151H163ZM85 153V152H84ZM149 153H151V151L149 152ZM21 154V153H20ZM138 154V153H137ZM148 154V153H147ZM24 155V154H23ZM96 155V154H95ZM168 155V154H167ZM119 156H122V155H119ZM172 158V157H171ZM27 159H28V157H27ZM121 159V158H120ZM99 161V160H98ZM122 161V160H121ZM97 165V164H96ZM105 166V165H104ZM200 166V165H199ZM202 167V166H201ZM104 170H105V167H104ZM103 170V171H104ZM38 172V171H37ZM128 173V172H127ZM38 174H39V172H38ZM41 174H42V171H41ZM41 174H39V176L41 175ZM198 175V174H197ZM98 176V175H97ZM105 176V175H104ZM201 176V175H200ZM43 177V176H42ZM91 177V176H90ZM202 177V176H201ZM45 178V177H44ZM202 178H204V180H205V177H202ZM201 178V179H202ZM46 179V178H45ZM110 179V178H109ZM88 180V179H87ZM106 180V179H105ZM146 180V181H147ZM89 181V180H88ZM40 182V181H39ZM108 182V181H107ZM106 182V183H107ZM110 182H112V181H110ZM144 182L146 183V185L148 186H144ZM177 182V181H176ZM203 182H206V180L205 181H203ZM99 183V182H98ZM102 183H105V182H102ZM97 184V183H96ZM100 184V185H99ZM98 184V186L97 185H95L96 187H94L95 188V190L94 189H92V191L91 190H88V191H90L91 192V195L93 196L94 195V197H95V195H96V198L95 199H97V196H100V194L102 195V194H105L106 195V193L104 192V190L102 189L103 187V185L101 186V182ZM109 184H111V183H109ZM108 183L107 184H105V186L106 185H109ZM113 184V183H112ZM152 184V183H151ZM113 185H111V188L109 189V187H108V189L111 191L112 189H116V188H113L112 187ZM155 186V185H154ZM151 187V186H150ZM153 187V186H152ZM92 188H93V186H92ZM207 188V187H206ZM117 189H119L118 187H117ZM117 189L116 190H114L115 192H117ZM151 189V188H150ZM153 189H154V187H153ZM160 189V188H159ZM114 191H112V192H114ZM159 192V191H158ZM109 193V192H108ZM161 193V192H160ZM110 194V193H109ZM105 195H104V197H105ZM113 194L111 193L110 194V196H112ZM117 197H113L112 196V198H107V199H109L108 200V205H109V207L111 206H113L114 204L116 205H114L113 207H115V208H111V214H112V217L113 218H116V221H118L119 223H121L122 224V226H121V228H122V230H124L126 227L127 228H130V231L132 232V234L134 235V237H135V232H136V234L137 233H140V230H138L136 227H135V224L137 223L138 225H139V223H138V221L136 220V218H133V219H130V216L128 215V213L123 209V208H121L120 207V209L121 210H124V212H119V209H117V208H119V201H124V199H126V197L125 198H123V196L125 195H123V193H122V191L119 189V192H117ZM153 195V194H152ZM164 195V194H163ZM162 195V196H163ZM109 196V195H108ZM118 196H119V198H120V200L118 201V203H114V199L115 198H118ZM126 196V195H125ZM103 196H101L100 198H104ZM106 197H107V195H106ZM106 197H105V199H106ZM160 197V196H159ZM129 197H127V199H128ZM148 198H149V195H148ZM152 198H153V196H152ZM156 198H158V196L156 197ZM98 199H99V197H98ZM105 199H102V200H105ZM106 199V200H107ZM101 200V201H102ZM154 200V199H153ZM156 200V199H155ZM158 200V199H157ZM100 201V200H99ZM98 201V202H99ZM117 201V200H116ZM120 202V203H121ZM130 202V201H129ZM148 202V201H147ZM106 203V202H105ZM105 203H102V204H105ZM111 203H113L112 205H111ZM158 203V202H157ZM99 204H101V203H99ZM107 204V203H106ZM125 204V203H124ZM127 204V203H126ZM152 204V203H151ZM184 204V206H182V207H179V212L177 213V216H179V213H181V216H182V214H187V213H190L189 211H191V206H189V207H187L188 205L187 204H185V203H183ZM123 205V204H122ZM155 205V204H154ZM107 206V205H106ZM106 206H103V207H106ZM125 206V205H124ZM106 208H108V206L106 207ZM105 208V209H106ZM126 208V207H125ZM155 209H157V208H155ZM159 209V208H158ZM194 209V208H193ZM196 209V208H195ZM130 210V209H129ZM160 210V209H159ZM131 211V210H130ZM176 211V210H175ZM174 211V212H175ZM178 211V210H177ZM132 212V211H131ZM173 212V213H174ZM109 213H110V211H108L105 215L106 216H109ZM153 214H154V212H153ZM159 214V213H158ZM175 214V213H174ZM188 215H190V214H188ZM168 216V215H167ZM185 216V215H184ZM184 216H182V217H184ZM191 216V215H190ZM189 216V217H190ZM134 217V216H133ZM162 217V216H161ZM180 217V216H179ZM194 217H195V214H194ZM188 218V217H187ZM192 218V217H191ZM164 219L165 218H159L158 220L160 221V223L161 224H164L165 225V223H164ZM183 219H185V217L183 218ZM114 220V219H113ZM134 220H135V223H134ZM168 220V219H167ZM181 220V219H180ZM169 221V220H168ZM182 221V220H181ZM186 221H188V220H186ZM167 222V221H166ZM170 222V221H169ZM189 223H190V220L188 221ZM191 222H193L192 220H191ZM186 223V222H185ZM185 223H184V225H185ZM168 224H171V223H168ZM179 224V223H178ZM192 225V227H193V224H191ZM195 225V224H194ZM168 226V225H167ZM167 226H166V228H167ZM180 226V225H179ZM187 225H185V227H186ZM139 227V226H138ZM161 227H163V226H161ZM161 227H159L160 229H158V231H159V233H160V235H161V237H162V239H163V241L170 247V249L174 252V254H181V253H183V252H186V255L187 256H189V257H191V258H193V259H195V257L196 256H200V258H202V259H206V260H208L209 259V255L211 254V250H210V247H209V245L211 244V240H212V238L211 239H209V237L207 236V233L206 232H199V230L198 231H194L193 230V232L191 231V232H188V230H186L187 228H182V230L180 229V231H182L181 233L178 231L179 230V228H177L176 229V231H178L177 232V236H178V234H180L178 237H176V234H174V235H172V232L170 233V232H167L166 230H165V227H163V228H161ZM169 227V226H168ZM172 227V226H171ZM170 227V228H171ZM176 227H177V225H176ZM191 227V226H190ZM189 227V228H190ZM126 228V229H127ZM184 229V230H183ZM173 230H175V229H173ZM157 231V232H158ZM171 231H172V229H171ZM175 231V232H176ZM125 233V232H124ZM174 233V232H173ZM128 234V233H127ZM126 238H127V236H126ZM130 238H132V237H130ZM137 241H139V240H137ZM140 243V242H139ZM150 243V242H149ZM141 244V243H140ZM142 244H143V240H142ZM197 245H200V246H197ZM219 245V244H218ZM234 245V243H233V241H232V237H231V228L229 227L228 228V230L226 231V237H225V241H224V244H223V248L224 249H229L230 247H232ZM138 251H141V252H143L144 253V255H146L147 256V258L148 259H150L151 261H153L154 262V260L156 259V258H158V260L160 259V260H163V257H162V255L160 254V253H158V251L155 253V254H153L152 253V251H151V249H150V246H147V247H143V249H139ZM154 251V250H153ZM11 257V256H10ZM134 257V256H133ZM138 257V256H137ZM142 257V256H141ZM157 260V259H156ZM143 261H144V257H143ZM150 261V262H151ZM157 262V261H156ZM182 262H183V260H182ZM215 263V262H214ZM146 264V263H145ZM209 264H211L210 262H209ZM217 264V263H216ZM239 264V263H238Z\"/></svg>",
	"mask_w": 264,
	"mask_h": 264
}]
</instances>
